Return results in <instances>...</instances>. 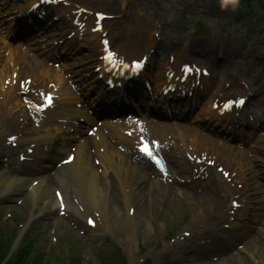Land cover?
<instances>
[{
	"label": "bare ground",
	"instance_id": "6f19581e",
	"mask_svg": "<svg viewBox=\"0 0 264 264\" xmlns=\"http://www.w3.org/2000/svg\"><path fill=\"white\" fill-rule=\"evenodd\" d=\"M26 2L30 4L32 0H26ZM27 33L29 32H19V35H26ZM5 34H8V32L6 31ZM5 36H0V41H3L2 45H0V56L7 55L4 63H1L3 58L0 59V111L4 113L0 122V136L2 133L13 130L14 133L12 135L16 136L15 141L21 146L22 152L28 157L25 160L28 162L27 165L34 169L29 171L22 169L15 170L9 167V165L4 166L0 162V191H19L25 187L34 197L36 203L35 210L41 213L54 210L58 204V198L55 197L54 193L60 185L62 191L66 192V197L64 196L62 201L66 203V208L69 209L71 205L70 196L67 192L69 188L60 182L63 177L60 173L77 170V179L79 181L78 201L83 205L87 214L97 211L101 223L109 226L111 221L108 219L106 212L107 198L103 187L98 181V168L93 163V158L100 159L102 162L100 172L103 174L102 179L104 183L108 180L111 169L118 175L117 177L122 189L120 191H123L122 195L126 198L127 207L130 204L131 191L134 186L131 183V179L136 178L131 174L133 165L128 160H124L123 157L120 158L121 154H116L115 156L112 146L109 145L110 149L108 148L106 139L104 138L105 135L101 129H98L93 137L90 138H83L80 130H73V133L69 132L72 128L69 120L72 117V110L70 109L72 105L69 98H64L59 102L57 100V105L52 109H48L39 126L34 127L25 108L21 105L19 97L16 95V89H19V81L32 78V84L38 86L44 85L47 80L60 81L61 74L47 68L41 60L29 58L23 51L14 49L11 43L3 40ZM4 80H6V83L8 80L7 86L3 83ZM47 87L48 85H45L43 89H47ZM63 111L65 113H62ZM118 128V126H111L110 132L116 133ZM79 137L81 139L80 142L77 140ZM88 141L92 142V145H89ZM68 144L73 145L76 150L72 162L64 165L62 168H56L51 173L52 175L49 174L47 170L51 168L53 160L56 158L55 154L49 152L50 147L68 153L69 151L66 148ZM190 145L192 149H198L195 143H191ZM27 148H32V153L28 154ZM220 155L223 157L221 153ZM31 159H37L38 163H42V165L36 168ZM223 160L227 163L224 164L225 166H231L226 158L223 157ZM237 169L233 168V171L236 172ZM243 170H245V178L248 173L245 167ZM88 177H90V180L87 184ZM152 183L157 184L158 191H165L166 185L162 181L157 179L152 180ZM91 185L96 188L95 191L91 189L89 191L90 194L83 195L85 188L89 190ZM145 187L151 188L149 185ZM177 193L182 194L183 190L179 188L177 189ZM134 220L135 217H130L128 212L123 229L127 227V232L124 233L128 234V238L131 240L135 238V235L131 233ZM255 262L256 264H264L261 255L255 258Z\"/></svg>",
	"mask_w": 264,
	"mask_h": 264
},
{
	"label": "rangeland",
	"instance_id": "374dc122",
	"mask_svg": "<svg viewBox=\"0 0 264 264\" xmlns=\"http://www.w3.org/2000/svg\"><path fill=\"white\" fill-rule=\"evenodd\" d=\"M125 3L129 2L128 4L130 7H135L142 13V18L147 21L144 17L149 16L155 20L156 23H159L161 25V34L163 37H165L166 34L175 35V33L169 31L167 29L166 25H170V23H174L176 26L180 25L181 29L186 25H192L194 24V21L196 18L191 17L192 12L194 13L195 10L199 5H205L206 7L211 4L210 10L208 9V16H205L208 18V20H211L215 24V28L217 31V34L219 31L224 30L223 39L222 42L226 44L230 50H231V43L236 42L235 47H239L243 43V47H247L249 44H253V46L256 44V41L264 42V33H258V28L262 29V26L260 24H256L253 22L251 18L245 20L241 23H234L232 21V12L230 7V2L228 0H124ZM108 4L109 7L112 8V10L116 13H120V10L126 11L125 4H120L118 0H106L104 6ZM112 4L114 6H112ZM185 4V7L183 5ZM215 5V9L217 11H211L212 6ZM186 6H188L187 12ZM222 6V7H221ZM183 11V12H182ZM121 19L124 20V13L121 12ZM188 17V18H187ZM184 20V21H183ZM186 20H190V22H186ZM148 22V21H147ZM259 23H263L262 21ZM220 25L221 27H219ZM247 32H252V37L246 36ZM256 38V39H255ZM168 41V40H167ZM169 42V41H168ZM249 42V43H248ZM169 43H167V47ZM259 46H263V43H260ZM254 49H247V54L250 55L251 53H254ZM258 48H256L257 50ZM261 58H264V56L260 55ZM252 59V65L256 63V58L251 57ZM250 68V66H247V70ZM230 93H233L235 89L228 88ZM218 93H223V91L218 86L215 91L213 90V97L217 95ZM233 130H238V128H230V127H224L221 132H226L227 135L230 136H237L236 133H233ZM260 140V139H259ZM257 141L260 143V141ZM264 143V141H263ZM246 146V145H245ZM219 147V146H218ZM249 148L248 146H246ZM264 147V146H263ZM230 148V156L231 154H239V151L233 152L232 148ZM251 151L249 150L246 154H250ZM220 192V193H219ZM217 191L211 195V197L207 196L206 199H202L203 207L206 204L211 203L213 208L209 211H207L206 216L202 219L201 223L204 232L203 235L205 236H213L215 231L218 230L223 222H226L222 219L223 215L227 214V206L228 202L225 199H220L218 197L222 192ZM13 192H8L6 194H0V212L2 216V220L7 218L8 214L12 213L16 216L17 220L21 221V218H26L25 214L29 212L30 205L32 203L31 197L26 195L24 192H21L19 195H12ZM25 194V195H23ZM21 201V203H20ZM168 206L165 207V210L174 213L175 215L172 217H166L163 226H157L158 223H154L151 225L157 233L154 231H151L146 227L145 221H140L137 225L136 234H137V248L135 246H130V243L128 239L122 234L120 235V239L117 240L119 244L124 249V254L127 256V254L135 253L136 257H143L144 259L148 256L149 250L153 249V243L158 238L164 237L167 232L171 230V228L175 226H179L181 221H184L185 219H191L192 215H196L198 213H195L194 210H183V207L177 204V202H174V199L167 198ZM144 203L142 202V206ZM255 207V206H253ZM162 211V209H161ZM161 211L157 213L156 216H159L161 214ZM55 217L57 218L56 221H50L48 218ZM72 218L76 221V217L69 214L68 218L65 219V217H58L57 212H54V216L51 214H48V216L43 215H36L35 219H37V233L39 230H42L45 232V234H41V236L38 238V241H40L43 247L46 249L50 246V252L53 254V256H58L62 259L64 257L63 250L66 249V246L68 245L67 242L62 243V239L64 236H69L70 234L73 236V239H71V243L74 245V247H71L69 250L70 253H75L77 251V243H80L84 251L82 250L79 253L80 254V260L83 261V257L85 255V249L89 252V255H91L92 251H95L97 244L102 243L104 239H97L93 241H87L84 237H81L78 235V230L83 231V223H80L81 226L78 228V230L72 229L67 222L68 219ZM112 215V219H113ZM121 219V217H120ZM256 221V219H254ZM56 222V223H55ZM116 222L118 224V219H116ZM119 227V225L117 226ZM54 230V231H53ZM117 232V228L114 231V233ZM52 237L57 238L59 241L58 244L53 243ZM81 239V240H79ZM246 239L251 240L255 239L259 242H262L263 244L259 247H257V252L255 256L261 255L263 261H264V218L263 223L260 224L258 228H254V231H251L249 235L246 237ZM247 240V241H248ZM246 241V242H247ZM251 241L249 243H251ZM247 245V244H246ZM245 245V246H246ZM253 249V247L251 248ZM87 252V253H88ZM242 256V261L244 264H256L255 261L249 256L244 255L242 252H240ZM75 257V255H74ZM69 261V258H68ZM74 262L76 263V260L74 259ZM241 264L234 253L229 254L225 258L218 259L216 262L211 261L208 259L207 261H197V264Z\"/></svg>",
	"mask_w": 264,
	"mask_h": 264
},
{
	"label": "trees",
	"instance_id": "16d2710c",
	"mask_svg": "<svg viewBox=\"0 0 264 264\" xmlns=\"http://www.w3.org/2000/svg\"><path fill=\"white\" fill-rule=\"evenodd\" d=\"M8 244H9L8 241L0 239V260L4 257L6 250H8L9 248ZM25 252H26L25 249L19 250L18 258L15 261L13 260L9 261L7 264H20L19 263L20 257L23 256Z\"/></svg>",
	"mask_w": 264,
	"mask_h": 264
},
{
	"label": "clouds",
	"instance_id": "9594fccd",
	"mask_svg": "<svg viewBox=\"0 0 264 264\" xmlns=\"http://www.w3.org/2000/svg\"><path fill=\"white\" fill-rule=\"evenodd\" d=\"M239 4H240V0H231V6H232L233 9L238 7Z\"/></svg>",
	"mask_w": 264,
	"mask_h": 264
},
{
	"label": "snow or ice",
	"instance_id": "6c2138e0",
	"mask_svg": "<svg viewBox=\"0 0 264 264\" xmlns=\"http://www.w3.org/2000/svg\"><path fill=\"white\" fill-rule=\"evenodd\" d=\"M111 55V54H110ZM240 103H242V101H240ZM142 151H144L148 156H152V153H151V151L147 148V146L146 147H144L143 149H142Z\"/></svg>",
	"mask_w": 264,
	"mask_h": 264
}]
</instances>
